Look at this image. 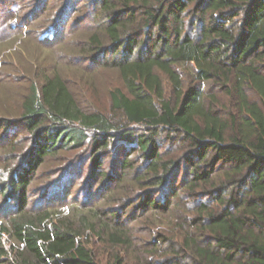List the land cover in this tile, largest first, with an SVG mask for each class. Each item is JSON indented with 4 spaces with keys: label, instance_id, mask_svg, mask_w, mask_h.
<instances>
[{
    "label": "trees",
    "instance_id": "trees-1",
    "mask_svg": "<svg viewBox=\"0 0 264 264\" xmlns=\"http://www.w3.org/2000/svg\"><path fill=\"white\" fill-rule=\"evenodd\" d=\"M92 1L100 19L80 51L116 68L123 87L109 91L110 115L55 71L30 85L19 118L0 117V133L25 131L31 143L0 173L1 211L9 210L0 264H102L88 246L94 233L130 250L123 212L132 201L87 205L93 183L119 184L132 169L148 189L139 209L172 227L137 256L141 264H264V0ZM214 85L226 101L209 93ZM167 141L181 142L182 153L164 154ZM69 152L74 174L89 166L86 202L75 199L71 216L46 207L67 202L66 178L43 188L49 204L32 207L37 170ZM126 261L115 251L106 264Z\"/></svg>",
    "mask_w": 264,
    "mask_h": 264
},
{
    "label": "rangeland",
    "instance_id": "rangeland-1",
    "mask_svg": "<svg viewBox=\"0 0 264 264\" xmlns=\"http://www.w3.org/2000/svg\"><path fill=\"white\" fill-rule=\"evenodd\" d=\"M96 7L92 0H0V117L19 118L21 103L30 85L41 83L46 75L55 71H60L68 79L74 93L86 105L113 114L109 91L116 86L123 87L118 70L102 62L93 65V61L80 51L83 41L97 31L95 24L100 16L96 17ZM106 58L112 59L111 55ZM207 90L216 98L223 99V90L219 86H210ZM230 110L234 109L231 107ZM27 136L25 131L18 133V130L0 133V173L4 172L5 165L11 160L9 157H17L19 161L22 159L23 152L31 144ZM182 149L181 142L167 141L163 153L176 156L182 153ZM70 158H74L71 152L62 153L37 170L30 186L32 207L38 210L49 204L51 200L43 199V188L47 184L60 185L66 178L71 180L68 190L72 189L67 202L59 203L58 207H46L62 208L63 216H71L73 202H86L89 166L86 164L81 172L74 174ZM106 160L110 162L111 159ZM139 164L141 162L136 163ZM106 169L111 173V163ZM116 172H119V167ZM127 172H130L129 176H123L119 184L115 181L110 187L105 186L106 178L92 182L95 198L87 209L114 210L124 206V200L132 201L123 212V221L127 224L126 230L134 245L130 250L116 249L96 233L89 236L88 246L102 264H106L115 251H122L126 255V264H141L137 256H148L142 252L152 249L156 235L172 237L169 232L172 227L165 216L153 208L139 209V193L148 189L134 181L133 169ZM3 207L5 204L0 199V221L9 213L7 208L2 212Z\"/></svg>",
    "mask_w": 264,
    "mask_h": 264
}]
</instances>
